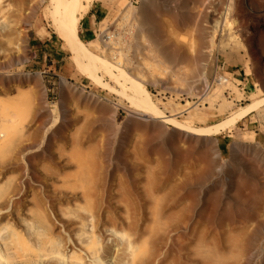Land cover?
<instances>
[{
	"label": "rangeland",
	"instance_id": "374dc122",
	"mask_svg": "<svg viewBox=\"0 0 264 264\" xmlns=\"http://www.w3.org/2000/svg\"><path fill=\"white\" fill-rule=\"evenodd\" d=\"M70 1L8 0L6 22L0 14L10 31L0 37V61L9 63L0 72L3 255L20 239L39 254L28 264H154L161 229L168 264H264V105L196 135L142 115L130 86L65 36L73 30L110 62L124 51L122 68L144 70L165 115L175 108L181 124L210 126L264 97V26L251 18L264 17V0H90L75 25Z\"/></svg>",
	"mask_w": 264,
	"mask_h": 264
},
{
	"label": "bare ground",
	"instance_id": "6f19581e",
	"mask_svg": "<svg viewBox=\"0 0 264 264\" xmlns=\"http://www.w3.org/2000/svg\"><path fill=\"white\" fill-rule=\"evenodd\" d=\"M88 1V2H87ZM71 0L70 1V5H71V8H70V12H69V14H70V20H71V22H72V24L73 25H75L77 22H78V20L80 19V17L87 11V9H88V6H89V2H90V0ZM8 0H0V14L2 15H4V17H5V15H7L5 12H7V10H8ZM63 2H65V0H63ZM86 2V3H85ZM147 5V4H146ZM145 5V6H146ZM12 5H10V7H11ZM131 9V8H130ZM129 9V10H130ZM129 10H126V11H128L127 13H129L130 14V12H129ZM125 11V12H126ZM145 11V10H144ZM5 13V14H4ZM127 13H124L125 15H127ZM256 13V12H255ZM255 13H251V18H253V20L255 19V21H256V23H254V24H256V26L258 27V26H264V17H262V16H260L259 14H255ZM22 14V13H21ZM142 14V13H141ZM227 14V13H226ZM0 15V16H1ZM20 15V14H19ZM212 15V14H211ZM215 15V14H214ZM213 15V16H214ZM210 16V15H209ZM221 16V15H220ZM219 16V17H220ZM225 16V15H224ZM227 16V15H226ZM250 16V15H249ZM130 17H131V15H130ZM135 17V16H134ZM147 17V16H146ZM145 17V18H146ZM218 17V16H217ZM227 17H229V16H227ZM126 18L128 19V15L126 16ZM231 18V17H230ZM3 19V18H2ZM125 19V18H124ZM127 19H125L127 22H124V24L126 25V23H128L129 24V21L127 20ZM130 19V18H129ZM225 19V18H224ZM4 20V19H3ZM3 20H1V21H3ZM212 20H214V19H212ZM5 22H6V17H5V20H4ZM134 21V20H133ZM226 22H228L227 21V19L225 20ZM225 21H223V23L225 22ZM17 22V21H16ZM19 22V21H18ZM225 22V23H226ZM134 23V22H133ZM219 24H220V21L218 22ZM222 23V24H223ZM224 23V24H225ZM217 24V23H216ZM228 24V23H227ZM229 26L231 25V24H228ZM18 26H20V24H18ZM218 26V25H217ZM124 27V26H123ZM223 27V26H222ZM218 28H219V26H218ZM14 29V28H13ZM256 29V28H255ZM18 30V29H17ZM256 30H258V29H256ZM125 32V31H124ZM134 32V31H133ZM177 32V31H176ZM8 33H10V31H8V29H5V31H3V29L1 30L0 29V37H4L5 35L6 36H8ZM126 33V32H125ZM132 33V32H131ZM130 33V34H131ZM213 35L211 36V39H212V37L214 38V35H215V33H216V31L214 32L213 31ZM129 34V35H130ZM174 34V33H173ZM176 34V33H175ZM252 34V33H251ZM135 35H136V33H135ZM65 36H66V38H67V41L70 43V44H72V45H74V47H75V49H80V53H86V54H88V56L94 61V62H97L98 64H100L101 65V68L104 70V72L107 74V75H109V77L111 78V79H113V80H119L118 82L119 83H122V85H123V87L126 89V86H130L129 87V89L130 90H133V94H135L134 96H133V98H135V101H137L138 102V106H140V107H142V108H144V109H146L147 110V112H142V115H151V114H160L161 115V117L162 118H164V119H166V121H169V122H171V123H173V125H174V127H176V128H178V127H180L181 129H183V130H185V131H188V132H192V133H194V134H196V135H209L210 133H213V132H216V131H218V130H220L222 127H224V126H229V125H231L233 122H235V121H237V120H240V119H242V118H244V117H246L247 115H249L252 111H253V109L254 108H256L257 106H262V105H264V97L263 98H261V99H259L256 103H253V104H251V105H249V106H247V107H245V108H243L242 110H239V111H235L236 113H234V115L233 116H231V118L230 119H228V120H225L224 122L222 121L221 123H219V124H214V125H210V126H197V127H190V126H185V125H183V124H181L180 122H178V121H176V111H177V109L175 110V108H173L172 110H169L170 111V116H168V115H165L164 114V112H162V110H160L153 102H152V100H151V97H150V93H149V91L147 90V88H146V86H145V84L143 83V81H141L142 79H143V77L145 76V73H143V71L144 70H142V69H144L143 67H141L140 66V64H138V66H140V67H138V68H140L141 70H142V74L139 76H131V75H129V73L124 69V68H122V66H125V62H124V60L125 59H127V56H125L126 55V53H124V51H122V53L119 55L120 57L119 58H117L116 59V61H114V62H110L109 60H107L106 58H104V57H100V56H97V55H95V54H93L91 51H89V49L82 43V41H80V39L79 38H77V37H75V34H73V30H70V31H68V30H65ZM125 36V35H124ZM132 36V35H131ZM127 38H128V36H126ZM132 38V37H131ZM134 39V38H133ZM135 40V39H134ZM252 40V39H251ZM137 41V40H136ZM167 41V40H166ZM165 41V42H166ZM213 42L214 40H210V42ZM4 40L3 39H1L0 38V44L2 45V44H4ZM19 42V41H18ZM10 43V42H9ZM121 43V42H120ZM124 43V42H123ZM128 44H130V42H127ZM22 44V43H21ZM124 44H126V43H124ZM136 44V43H135ZM121 45V44H120ZM123 45V44H122ZM137 45V44H136ZM213 45H214V42H213ZM212 45V46H213ZM129 46V45H128ZM16 47V46H15ZM21 47V46H20ZM20 47H19V49H20ZM121 47V46H120ZM131 47V46H130ZM197 47H199V46H197ZM18 48V47H17ZM23 48V47H22ZM25 48V47H24ZM190 48L192 49V47L190 46ZM189 48V49H190ZM130 49V48H129ZM177 49V48H176ZM182 49V48H181ZM186 49V48H185ZM115 50V49H114ZM124 50V49H123ZM194 50H195V48H194ZM22 51H24V50H22ZM116 51V50H115ZM192 51H193V49H192ZM197 51V50H196ZM25 52V51H24ZM23 52V53H24ZM108 52V55L109 56H111L112 55V52H113V48H112V52L111 51H107ZM120 52H121V50H120ZM177 52H179V51H177ZM190 52H191V50H190ZM194 53L193 54H195V51H193ZM20 53H22V52H20ZM22 53V54H23ZM114 53V52H113ZM118 54H119V51L117 52ZM139 53V52H138ZM173 53H174V51H173ZM183 53V52H182ZM10 54V53H9ZM116 54V53H115ZM115 54H113V56H111V57H113L114 58V56H115ZM125 54V55H124ZM187 54V53H186ZM191 54V53H190ZM189 54V55H190ZM137 55V54H136ZM188 55V56H189ZM198 55V54H197ZM131 56V55H130ZM130 56H129V58H130ZM180 56V55H179ZM12 57V56H11ZM16 57H18V56H16ZM20 57V56H19ZM106 57V56H105ZM126 57V58H125ZM135 57V56H134ZM195 57V56H194ZM176 58L177 57H175L174 59L176 60ZM180 58H181V56H180ZM184 58H186V57H184ZM192 58V57H191ZM10 59V58H9ZM9 59H8V61H9ZM112 59V58H111ZM132 59V58H131ZM131 59H129L130 61H134L133 59L131 60ZM197 59V58H196ZM115 60V59H114ZM128 60V61H129ZM140 60V59H139ZM187 60V59H186ZM20 61V60H19ZM92 61V62H93ZM137 61H138V59H137ZM197 61V60H196ZM183 62V61H182ZM184 62H185V59H184ZM187 62V61H186ZM22 63V62H21ZM132 63V62H131ZM142 63V62H141ZM127 64H128V62H127ZM18 65V64H17ZM135 65V64H134ZM9 66V63H7V61L5 60V62H2V61H0V72L2 71V69L3 68H7ZM127 66H129V64L127 65ZM130 66H133V65H130ZM129 66V67H130ZM143 66H144V63H143ZM153 65H151V67H152ZM145 67V66H144ZM153 67H155V66H153ZM133 68V67H132ZM146 68V67H145ZM13 69V68H12ZM130 69H131V67H130ZM164 70V69H163ZM4 71V70H3ZM2 71V72H3ZM161 71V70H160ZM165 71V70H164ZM14 72V71H13ZM132 72V71H131ZM145 72H147V71H145ZM133 73V72H132ZM137 73V72H136ZM13 74V73H12ZM144 74V75H143ZM147 74H148V72H147ZM158 74H160L161 75V72L160 73H158ZM163 74V73H162ZM142 75H143V77H142ZM202 75H204V74H202ZM20 76V75H19ZM173 76H175V75H173ZM24 77V76H23ZM142 77V78H141ZM148 77V76H147ZM7 79H9L8 77H6ZM11 78V77H10ZM13 78H14V76H13ZM145 78H146V76H145ZM221 78V77H220ZM219 78V79H220ZM174 79H175V77H174ZM24 79L21 77L20 78V81H23ZM148 80V79H147ZM203 80H205V77H203ZM13 81V80H12ZM28 81V80H27ZM121 81V82H120ZM178 81V80H177ZM202 81V80H201ZM228 81L229 80H227V79H225L224 77L223 78H221L220 79V83H219V85H220V87L222 88V87H224L225 85H229V83H228ZM9 83H11V81H8ZM196 82H197V80H196ZM199 82V81H198ZM197 82V83H198ZM207 82V81H206ZM194 84H196V83H194ZM204 84H206L207 85V83H205V81H204ZM199 85V84H198ZM20 87V86H19ZM228 87H230V85L228 86ZM197 88V87H196ZM225 88V87H224ZM128 89V88H127ZM128 89V90H129ZM198 92V91H197ZM220 93V92H219ZM220 94H222V93H220ZM207 94H205L204 96H206ZM203 96V97H204ZM205 99V98H204ZM207 99L209 100V98L207 97ZM190 104V103H189ZM189 104L187 105V106H189ZM177 106H179V105H177ZM184 107H186V105H184ZM184 107H183V111H185L184 110ZM191 107V106H190ZM179 108V107H178ZM186 109V108H185ZM190 109V108H189ZM175 111V112H174ZM182 111V112H183ZM131 112V111H130ZM188 112V111H187ZM134 113H137V112H134ZM231 113H232V111H231ZM180 114V113H179ZM151 117V116H150ZM191 117V116H190ZM2 121V120H1ZM3 122V121H2ZM0 124H1V122H0ZM2 127V126H1ZM3 127H4V125H3ZM5 128V127H4ZM1 129H3V128H1ZM0 129V137H3V130H1ZM5 132H6V134H7V130H5ZM237 151V150H236ZM53 157V156H52ZM17 159V158H16ZM12 161V160H11ZM42 161V160H41ZM51 161V160H50ZM17 163H19V161H17ZM41 163V162H40ZM39 164V163H38ZM13 166H15V165H13ZM52 167H53V165H52ZM1 170V169H0ZM15 170H16V168H15ZM1 171H3V170H1ZM7 171H8V169H7ZM6 171V172H7ZM48 171V170H47ZM53 171V170H52ZM6 174V173H5ZM7 175V174H6ZM39 175V174H38ZM52 175V174H51ZM50 176V175H49ZM53 176V175H52ZM40 179V178H39ZM19 184L21 185L22 183L21 182H19ZM27 186V185H26ZM23 187V186H22ZM55 189H56V187H54ZM33 189V188H32ZM24 190V189H23ZM51 190V189H50ZM49 191V190H48ZM15 192V191H14ZM36 191H34V193H35ZM50 195V194H49ZM54 195V194H53ZM55 196V195H54ZM4 198V197H3ZM25 198V197H24ZM5 199V198H4ZM22 200V199H21ZM40 200H41V198H40ZM12 202V201H11ZM40 202H42V200L40 201ZM5 204H7V203H5ZM19 204V203H18ZM43 204V203H42ZM46 204V203H45ZM47 206V205H46ZM12 208H13V206H12ZM19 208V207H18ZM16 210V209H15ZM19 210H20V208H19ZM156 221H159V220H161V217H162V212L160 211V210H158V209H156ZM45 216V215H44ZM48 217V216H47ZM162 221V220H161ZM21 222V221H20ZM48 222V221H47ZM52 223V222H51ZM161 223V222H160ZM168 223V222H167ZM165 223H163L162 224V227L163 226H165L164 225ZM9 225H11V224H9ZM50 225V224H49ZM4 226H6V225H4ZM17 226V225H16ZM33 226V225H32ZM92 226H94V224H92ZM161 226V225H160ZM168 226V225H167ZM1 227V226H0ZM46 227V226H45ZM56 227V226H55ZM161 227V228H162ZM166 227V226H165ZM157 228H158V225H157ZM156 228V229H157ZM160 228V227H159ZM6 229H7V227H6ZM5 228H4V231H6L7 232V230H6ZM55 229V228H54ZM163 229V228H162ZM13 230V229H12ZM91 230H93V229H91ZM159 230H161V229H157L156 231H155V238H154V247H153V261H154V264H168V262H167V259L165 258H163L162 259V252H161V250L163 249L162 248V238H161V235H160V232H159ZM39 231V230H38ZM94 231V230H93ZM3 231L1 230V232H0V243H2L3 242V240H2V242H1V239H4L5 238V236L3 235L4 234V232H3V234L1 235V233H2ZM6 232H5V234H6ZM29 232V231H28ZM45 232V231H44ZM13 233H14V231H13ZM16 233V232H15ZM22 233V232H21ZM93 233V232H92ZM91 233V235H93L92 236V238H93V240L94 241H92V242H94V244H96V235L95 234H92ZM96 233V232H95ZM42 234V233H41ZM83 234V233H82ZM82 234H80V235H82ZM85 234H87V233H85ZM8 235V234H7ZM90 235V236H91ZM39 236V235H38ZM98 236V235H97ZM10 237H12V233H11V236ZM16 238L18 237V238H20V236L17 234V236H15ZM14 237V234H13V238H15ZM13 238H11V242H13L14 243V239ZM41 238V236H39V239ZM46 238V237H45ZM48 238V237H47ZM166 238V237H165ZM51 238H49V240H50ZM58 239V238H57ZM17 240V239H16ZM20 239H18V242H16L15 241V243H20L21 244V247L20 246H15V244H14V246L12 247L8 242L7 243H5L4 245L6 246V250H11L12 252L10 253V254H7V255H5V253H4V255H3V251L1 252V250H0V254H2L1 256L3 257H0L1 259H7L6 261H5V263L6 264H12V263H14V264H28V262H30L31 261V258H30V261H29V257H32V256H35V255H37V256H39V254L38 253H36L35 252V250H34V246L32 247V246H28L27 247V245L26 246H22V243H24L23 242V240H20ZM46 240V239H45ZM89 240V239H88ZM26 241H28L27 239H26ZM90 241V240H89ZM9 242H10V240H9ZM51 242V241H50ZM53 242V241H52ZM99 242V241H98ZM98 242H97V244H98ZM166 242H168V241H166ZM4 243V242H3ZM13 243H11V244H13ZM56 243V242H55ZM9 244V245H8ZM28 244V243H27ZM38 244V243H37ZM45 244V243H44ZM48 244V243H47ZM60 244V243H59ZM170 244H172V243H170ZM3 245V244H2ZM19 245V244H18ZM46 245V244H45ZM44 245V246H45ZM53 245V244H52ZM173 245H174V243H173ZM36 246V245H35ZM48 246V245H47ZM31 247V248H30ZM172 247V246H171ZM42 248V247H41ZM61 248V247H60ZM92 249H93V246L91 247ZM53 249V248H52ZM91 249V250H92ZM173 248H171L170 249V251L172 250ZM175 249V248H174ZM173 249V250H174ZM42 250H43V248H42ZM77 250V249H76ZM75 250V251H76ZM108 250H110L109 248H108ZM165 250V249H164ZM169 250V249H168ZM74 251V252H75ZM82 251V250H81ZM90 251V250H89ZM167 251V250H166ZM70 252V251H69ZM78 252V251H77ZM96 252H99L98 250H96ZM109 252V251H108ZM41 253L43 254V252L41 251ZM44 253L45 254H47L46 255V257H48L49 258V254L47 253V252H45L44 251ZM73 253V252H72ZM93 253H95V252H93ZM170 253V252H169ZM75 254L76 253H73L72 255H74L75 256ZM97 254H99V253H97ZM62 254H60V256L58 257V258H60V257H62L61 256ZM72 255L70 254V256L72 257ZM5 256V257H4ZM45 256V255H44ZM52 256V255H51ZM92 257V256H91ZM45 258V257H44ZM44 258H43V260H44ZM63 258V257H62ZM93 258V257H92ZM99 258V257H98ZM47 259V258H46ZM74 258L72 257V260H73ZM65 260V262H66V259H64ZM69 260H71V259H69ZM112 260V259H111ZM11 261V262H10ZM82 262L83 260H79L78 262ZM48 263H50V264H57V262L55 261V260H48L47 261ZM91 262V261H90ZM89 262V263H90ZM94 262V261H93ZM97 262V261H96ZM38 263V262H37ZM65 264V263H64ZM96 264V263H95ZM174 264V263H173Z\"/></svg>",
	"mask_w": 264,
	"mask_h": 264
},
{
	"label": "crops",
	"instance_id": "0c3cea01",
	"mask_svg": "<svg viewBox=\"0 0 264 264\" xmlns=\"http://www.w3.org/2000/svg\"><path fill=\"white\" fill-rule=\"evenodd\" d=\"M254 139H257V134L254 135Z\"/></svg>",
	"mask_w": 264,
	"mask_h": 264
}]
</instances>
